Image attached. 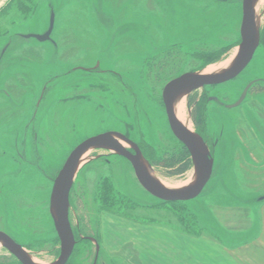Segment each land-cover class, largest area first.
I'll list each match as a JSON object with an SVG mask.
<instances>
[{
	"label": "rangeland",
	"instance_id": "rangeland-1",
	"mask_svg": "<svg viewBox=\"0 0 264 264\" xmlns=\"http://www.w3.org/2000/svg\"><path fill=\"white\" fill-rule=\"evenodd\" d=\"M22 2L23 8L0 11V232L32 263L54 264L60 245L49 208L52 183L86 138L125 136L138 146L150 175L168 189L194 172L192 164L182 175L166 166L181 146L167 128L161 93L178 76L235 58L242 0ZM258 12V46L249 67L230 83L206 89L228 105L249 82L260 80L239 108L210 104L204 110L199 129L217 144L212 176L200 196L158 200L119 155L89 149L69 193L76 244L67 264H144L141 256L152 254L159 233L165 242L177 232L230 247L239 243L233 233L248 227L249 212L264 198L242 192L250 183L253 191L264 190V149L250 148L264 141V2ZM51 13L49 41L24 37L44 34ZM184 112L194 132L191 111ZM242 156L260 161L243 166L250 175L240 167L234 174ZM113 228L121 233L117 246L106 241ZM0 264L18 263L0 246Z\"/></svg>",
	"mask_w": 264,
	"mask_h": 264
},
{
	"label": "water",
	"instance_id": "water-1",
	"mask_svg": "<svg viewBox=\"0 0 264 264\" xmlns=\"http://www.w3.org/2000/svg\"><path fill=\"white\" fill-rule=\"evenodd\" d=\"M254 14V0H242L238 51L232 65L227 70L217 75L202 74V70L195 73H186L168 82L162 90L161 99L171 126L170 129L176 139L190 154L195 172L194 181L183 190H170L162 186L144 169V164L137 148L117 133H103L84 140L70 152L52 183L49 208L53 227L60 245L59 256L54 264H66L74 248L75 241L68 220L69 193L79 159L91 148L103 147L127 160L139 185L148 194L158 200L164 202H186L195 199L201 193L210 179L213 160L210 158L209 151L201 139L193 132L183 128L177 121L173 113L174 99L180 93H187L189 95L204 86H215L229 82L235 79L247 67L258 46V30ZM53 26L54 15L51 13L48 28L44 34L24 37L34 38L39 42L49 41ZM253 83H249L243 89L238 101L228 106V109L237 108L241 104ZM119 139L133 146L135 154L131 155L126 151L120 144ZM0 241L21 264H34L26 257L19 245L12 242L1 232Z\"/></svg>",
	"mask_w": 264,
	"mask_h": 264
},
{
	"label": "crops",
	"instance_id": "crops-1",
	"mask_svg": "<svg viewBox=\"0 0 264 264\" xmlns=\"http://www.w3.org/2000/svg\"><path fill=\"white\" fill-rule=\"evenodd\" d=\"M8 1L0 0V10ZM250 146V148H254L258 152L262 151L264 149V141L258 139V142L254 141ZM242 161L240 165L237 164V166L235 164L233 167L234 174L240 167L242 172L250 175V171L245 170L243 166L260 165V161L251 156L249 161L242 156ZM252 186L253 184L250 183L247 189L243 188V194L250 198H258L260 195L264 196V190L253 191L252 189L254 188ZM259 202L261 203H257L249 212L248 227L243 226L244 228L239 229V232L237 231L232 235V239L238 240L239 243H234L230 247L218 240L205 236L193 237L177 232L172 235V240L167 239L165 242L158 231L159 238L152 243V254H142V262L144 264H148L146 262H149V264H264V198L259 200ZM222 227L225 229L226 226L223 225ZM226 228L229 229L228 227ZM248 234L250 235L249 238L244 240L243 237ZM181 245L184 250H181ZM167 246L169 247L166 249Z\"/></svg>",
	"mask_w": 264,
	"mask_h": 264
},
{
	"label": "flooded vegetation",
	"instance_id": "flooded-vegetation-1",
	"mask_svg": "<svg viewBox=\"0 0 264 264\" xmlns=\"http://www.w3.org/2000/svg\"><path fill=\"white\" fill-rule=\"evenodd\" d=\"M214 1H223V0H214ZM255 54V53H254ZM253 57H254V55H253ZM253 57H252V59H253ZM252 59H251V61H252ZM250 61V62H251ZM84 72H91V70H86V69H84V68H81ZM179 77V76H178ZM177 78V77H176ZM175 79V78H174ZM173 80V79H172ZM234 80V79H233ZM232 81V80H231ZM260 80H253V81H251V82H254L253 83V85L249 88V90L247 91V93L256 85V84H258V83H260L259 82ZM251 82H249V83H251ZM227 83V82H226ZM248 83V84H249ZM223 84H225V83H223ZM247 84V85H248ZM220 85H222V84H220ZM220 85H215V86H204V87H202V88H200V89H198V90H196V91H194V92H192V93H190V95H192L190 98H188L187 100H186V104H185V107L187 108V109H190V111H191V116H190V119H189V121H190V124H191V128H194V132L192 131V130H190L189 129V131H191V132H193L196 136H198L200 139H201V141L204 143V145L207 147V149H208V151H209V155H210V158H212V160H213V152H214V148L216 147V144H217V142H207V139L203 136V133H202V131L199 129V128H202V126H201V120L203 119V116H204V110L206 109V107L208 106V105H210V104H216L217 106H219V107H221V108H223L224 110H226V111H232V110H234V109H228V106H230V105H233L234 103H236L237 101H238V99L240 98V96H241V94L239 95V97H238V99L234 102V103H232V104H224V103H222V102H220V100H219V98L218 97H216V96H209V95H206V89L207 88H213V87H216V86H220ZM246 85V86H247ZM245 86V87H246ZM244 87V88H245ZM243 91V90H242ZM194 93V94H193ZM242 93V92H241ZM247 93H246V95H247ZM42 96H43V94L41 95V98H42ZM193 97V98H192ZM246 97V96H245ZM162 100V99H161ZM244 100H245V98H244ZM243 100V101H244ZM242 101V102H243ZM242 102H241V104H242ZM240 104V105H241ZM239 105V106H240ZM162 106H163V110H164V114H165V118H166V125H167V128L169 129V131H170V133L172 134V136L175 138V140L180 144V146H181V148H184L185 149V151L187 152V155H188V161L190 162V164H192V162H191V158H190V154H189V152L187 151V149L176 139V137L173 135V133H172V131H171V126H170V124H169V121H168V118H167V115H166V112H165V108H164V105H163V103H162ZM239 106L237 107V108H239ZM183 128H186V127H184L183 126ZM188 128H190L189 126H188ZM199 129V130H198ZM105 133H112V132H105ZM122 137H124V139H126L129 143H131V144H133L136 148H137V150H138V146L137 145H135L134 143H132L130 140H128L125 136H123V135H121ZM88 139V138H87ZM86 140V139H85ZM119 142H120V144L123 146V144H122V142L126 145V147L125 146H123L124 147V149H126V151H128L131 155H134L135 154V152H134V148H133V146H131L128 142H124V141H122V140H120L119 139ZM138 152H139V154H141V152H140V150H138ZM120 157V156H119ZM121 159H124V158H122V157H120ZM125 160V159H124ZM126 162H128L127 160H125ZM129 163V162H128ZM129 165H130V163H129ZM131 166V165H130ZM68 220H69V207H68ZM69 223H70V221H69ZM70 226H71V224H70ZM71 230H72V228H71ZM1 233H3V232H1ZM72 233H73V230H72ZM3 234H5V233H3ZM12 242H14L15 244H17L11 237H9L7 234H5ZM73 237H74V234H73ZM94 240V239H93ZM74 241H75V238H74ZM75 244H76V242H75ZM75 244H74V246H75ZM17 245H19V244H17ZM0 246L2 247V249L10 256V257H12L18 264H21L19 261H18V259L12 254V253H10L7 249H6V247H5V245L0 241ZM20 246V245H19ZM21 247V246H20ZM22 248V247H21ZM96 248H97V244H96ZM22 250H23V248H22ZM73 250H74V248H73ZM24 252V251H23ZM72 253H73V251H72ZM25 254V253H24ZM26 255V254H25ZM72 255V254H71ZM27 257V256H26ZM71 257V256H70ZM29 259V258H28ZM70 259V258H69ZM69 261V260H68ZM68 261H67V263H68ZM66 263V264H67Z\"/></svg>",
	"mask_w": 264,
	"mask_h": 264
},
{
	"label": "bare ground",
	"instance_id": "bare-ground-1",
	"mask_svg": "<svg viewBox=\"0 0 264 264\" xmlns=\"http://www.w3.org/2000/svg\"><path fill=\"white\" fill-rule=\"evenodd\" d=\"M263 2H264V0H254V19H255V24H256V26H257V24L259 23V8L262 6V4H263ZM54 29H55V27L53 28V30H52V33H51V35H50V37L52 36V34H53V32H54ZM233 60H234V58L233 59H229V60H227V61H225V62H223L222 64H220V65H217V66H215V65H213V66H210V67H208V68H206L204 71H203V73L202 74H209V75H217V74H220V73H222V72H224L225 70H227L231 65H232V63H233ZM253 60V59H252ZM252 62V61H251ZM251 62L247 65V67L241 72V73H243L248 67H249V65L251 64ZM240 73V74H241ZM240 74L237 76V77H239L240 76ZM236 77V78H237ZM235 78V79H236ZM233 81V80H232ZM229 83H230V81H229ZM226 84V83H225ZM227 84H228V82H227ZM224 85V84H223ZM247 95H248V93H247ZM188 97V94L187 93H180V94H178L177 96H176V98L174 99V103H173V113H174V115H175V117H176V119H177V121L182 125V126H184V127H186V129H188L189 130V128H188V123H187V120H186V117H185V102H186V98ZM244 102H242V104H243ZM241 104V105H242ZM240 105V106H241ZM92 137V136H91ZM87 139V138H86ZM122 144H123V146H125L126 147V145L122 142ZM85 155H82L81 157H80V159H79V162H78V166H77V169L81 166V165H83L84 164V162H85ZM143 167H144V169H146L147 170V168L143 165ZM212 172H213V167H212ZM212 172H211V176H212ZM211 176H210V179H211ZM194 178H195V172H192L191 173V176H189V178L186 180V182L185 183H183V184H181L180 186H177V187H175V189H170V190H183V189H185V188H187L193 181H194ZM210 179L208 180V182L206 183V185L204 186V188H203V190L205 189V187L208 185V183H209V181H210ZM203 190L201 191V193L203 192ZM200 193V194H201ZM200 194L197 196V197H199L200 196ZM121 233L117 230V229H115V228H113V229H111L109 232H108V235H109V238L108 239H106V241H107V243H108V245H110V246H117L119 243H120V239H119V235H120Z\"/></svg>",
	"mask_w": 264,
	"mask_h": 264
},
{
	"label": "trees",
	"instance_id": "trees-1",
	"mask_svg": "<svg viewBox=\"0 0 264 264\" xmlns=\"http://www.w3.org/2000/svg\"><path fill=\"white\" fill-rule=\"evenodd\" d=\"M12 5L13 8H23L22 0H9L8 3L1 9L3 10L7 6ZM28 8V7H26ZM0 10V11H1ZM188 155L184 148H181L177 154L170 157L166 166L171 169L172 174L174 175H182L184 174L190 167V162L188 161Z\"/></svg>",
	"mask_w": 264,
	"mask_h": 264
}]
</instances>
